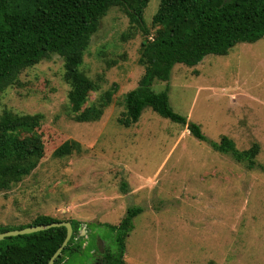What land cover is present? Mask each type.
Segmentation results:
<instances>
[{
    "label": "rangeland",
    "instance_id": "obj_1",
    "mask_svg": "<svg viewBox=\"0 0 264 264\" xmlns=\"http://www.w3.org/2000/svg\"><path fill=\"white\" fill-rule=\"evenodd\" d=\"M149 0L145 35L125 10L101 20L81 70L96 86L84 108L113 91L102 118L79 123L58 55L25 70L0 95V119L42 115L45 155L33 173L0 191V228L17 229L39 216L73 220L85 230L80 251L66 264H104L118 226L130 208H142L126 241L125 264H264V39L237 44L228 55H209L198 66L176 65L168 83L172 109L201 127V142L151 108L130 128L119 119L125 95L145 68L143 42L159 29ZM230 138L240 151L259 144L254 169L215 151ZM69 153L57 155L66 142ZM90 243V244H89ZM93 244V246L91 245Z\"/></svg>",
    "mask_w": 264,
    "mask_h": 264
},
{
    "label": "trees",
    "instance_id": "obj_2",
    "mask_svg": "<svg viewBox=\"0 0 264 264\" xmlns=\"http://www.w3.org/2000/svg\"><path fill=\"white\" fill-rule=\"evenodd\" d=\"M149 0H0V95L19 76L52 55L64 60V79L70 85L69 102L75 121L98 122L112 102L113 91L102 94L96 104L84 108L95 83L82 72L84 55L101 20L114 7H121L131 23L148 35L144 12ZM153 24L160 27L155 38L142 44L139 63L145 73L138 86L125 95V112L119 119L130 128L151 108L174 123L188 126L199 141L206 142L201 127L176 113L169 101V85L156 92V82L168 83L178 64L198 66L207 56L229 54L237 44H253L264 39V0H161ZM42 115H16L0 119V191L10 190L29 177L45 155L40 133ZM75 142L64 143L57 155L71 152ZM213 149L256 166L259 144L240 151L228 137L214 143ZM142 208L128 209L118 226L114 248L106 250L104 264H125L126 241L134 230V220ZM70 222L73 236L55 264H66L64 256L83 248L82 225L73 220L39 216L17 229L0 228V234L32 226ZM67 237L64 227L10 237L0 242V264H48ZM90 244V243H89ZM93 246V244H91Z\"/></svg>",
    "mask_w": 264,
    "mask_h": 264
},
{
    "label": "water",
    "instance_id": "obj_3",
    "mask_svg": "<svg viewBox=\"0 0 264 264\" xmlns=\"http://www.w3.org/2000/svg\"><path fill=\"white\" fill-rule=\"evenodd\" d=\"M58 227H64L67 229V237L65 241L63 242L62 246L56 251V253L51 257L48 264H55L58 257L62 254L63 250L66 248L68 243L70 242L72 236H73V226L70 222H61V223H52L48 225H41V226H32L28 227L22 230H13L8 231L5 233L0 234V242L5 240L6 238L10 237H18L23 235H30L38 232H42L45 230H49L51 228H58ZM85 230L82 231V236L84 235Z\"/></svg>",
    "mask_w": 264,
    "mask_h": 264
}]
</instances>
